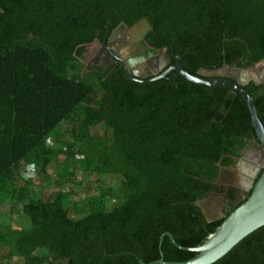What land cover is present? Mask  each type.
<instances>
[{"label":"trees","instance_id":"obj_1","mask_svg":"<svg viewBox=\"0 0 264 264\" xmlns=\"http://www.w3.org/2000/svg\"><path fill=\"white\" fill-rule=\"evenodd\" d=\"M143 19L149 46L168 47L190 75L264 62V0H0V207L19 206L29 222L18 234L0 224L8 262L148 264L163 233L194 248L222 223L195 203L255 138L242 98L175 72L140 84L80 61L107 29ZM245 91L264 128V84ZM51 168L59 182L49 195L41 185ZM93 175L121 179L82 211L73 197ZM161 254L194 256L167 237ZM214 264H264V226Z\"/></svg>","mask_w":264,"mask_h":264},{"label":"water","instance_id":"obj_2","mask_svg":"<svg viewBox=\"0 0 264 264\" xmlns=\"http://www.w3.org/2000/svg\"><path fill=\"white\" fill-rule=\"evenodd\" d=\"M139 24L142 26L141 32L133 37L126 35L124 42L122 41L123 45L136 43L139 48V51L134 52L131 57L124 60L125 64L120 63L123 75L127 80L148 84L165 78L171 72H175L189 83L210 89L230 90L237 93L244 101L249 113L251 127L255 134V138L252 140L253 145L243 150L235 170H232L233 175L239 178L234 184L241 186L240 194L243 202L237 207L234 204L226 207L232 202L231 197L226 195V205L223 204L218 211L224 218L222 223L213 233L208 234L200 245L194 248L179 246L170 233H163L159 236L158 243L160 259L148 263L214 264L244 238L264 226V128L257 117L251 96L245 91V86L249 83H253L256 86L264 84V62H258L237 74L233 73V71L235 70L234 66L239 64L238 60L234 61L231 68L223 66L213 72L200 70L196 75H190L181 68L180 60L182 57L176 56L173 52L171 53L168 47L160 49L149 47L148 43L143 39V35L145 32H149L151 28L145 19L141 20ZM118 33L107 29L105 40H108L106 46L109 48L110 53L112 51L116 54H121L119 52L121 48L114 43H110L113 38L118 36ZM109 35L111 36L108 38ZM172 59L174 63L169 67ZM135 65H142L141 67L144 70L149 69L153 76L147 79L143 78L139 69L133 68ZM195 205L204 213V201L196 202ZM207 217L206 219H208ZM206 221L209 222V220ZM164 237H167L178 250L194 253V256L183 262H165L161 254ZM104 254H106V251H104ZM136 260L138 264H146L138 257H136Z\"/></svg>","mask_w":264,"mask_h":264},{"label":"flooded vegetation","instance_id":"obj_3","mask_svg":"<svg viewBox=\"0 0 264 264\" xmlns=\"http://www.w3.org/2000/svg\"><path fill=\"white\" fill-rule=\"evenodd\" d=\"M139 23L140 22L134 24L130 28L123 27V28H117V29L113 30V31L119 32L120 35L118 33V36L113 38V40L110 43H112V44L114 43L119 48H121V49H119V52L122 55L116 54L112 51L110 53L109 48L106 46L107 45L106 43L108 42V40H105V36H104L103 40H101V41L94 40L93 42L88 44L87 46H90L93 44V57H92L91 61L89 62V64L85 67L88 69L90 66H92V67H95L97 69L102 68L103 70L104 69L112 70V69H116L117 67H119V68H121V70H123L120 63L125 64L124 60L128 57H131L134 54V52L139 51V48H138V45L136 43H133L132 45H123L122 41L124 42V38L126 35L133 37L137 33L141 32L142 26ZM148 33L149 32H145L143 35V39L145 41H146V37L148 36ZM114 34H115V32H114ZM110 36L111 35H109L108 38ZM146 43H147V41H146ZM233 63L230 65H223V66L224 67L227 66V67L231 68ZM172 64L173 63L171 60L169 67ZM238 65L234 66L235 70L233 71V73L235 72L237 74L241 70H243ZM141 66L142 65H135V67H133V68L139 69V71L141 72V76L145 79L153 76L149 69L144 70V69H142ZM218 69H221V67L215 68V70H218ZM252 140L250 141L251 143L249 144L248 147H251L253 145ZM239 158L237 159L236 163L232 167L222 168L223 172L216 176V178L212 182L213 186H212L211 190L208 192L207 196L203 200H200V202L204 201V204H205L203 207L204 213L200 210L203 217L206 216V214H207L208 217L207 216L206 217L208 219H206V217H205L204 218L205 220H209V222H213V221L218 220V219H224L223 216H221L218 211L220 210V208L223 204L226 205V201H227L226 195H229L231 197V201H232L229 203V205H226V207L231 206L233 204L235 205V207H237L240 203L243 202V200L241 199V194H240L241 186L234 184L239 180V178L237 176H234L233 171H232V170H235V167L237 165ZM235 192H236V195H235Z\"/></svg>","mask_w":264,"mask_h":264},{"label":"rangeland","instance_id":"obj_4","mask_svg":"<svg viewBox=\"0 0 264 264\" xmlns=\"http://www.w3.org/2000/svg\"><path fill=\"white\" fill-rule=\"evenodd\" d=\"M92 57H93V44L90 46H85V52H83L82 57L80 58L81 59L80 61L84 67L89 64ZM84 71H86V69H84ZM70 129H71V125H68V123L63 125V127L61 128L62 134L65 136H68V139L70 138V136H69L70 135ZM104 132H106V131L104 130V127L102 125L98 126V128H96L93 131V133L98 134V135H103ZM69 141H71V139H69ZM51 144L53 146L57 147V145L54 142H52ZM60 159H62V156H59L57 158V160H60ZM53 166H55V164H53L51 167H53ZM29 169L33 170L32 167H30ZM52 169L53 168L49 169L47 172L48 180H45L44 182H42V185H41L43 187L44 193H48L49 195L57 191L58 186H56V185H57V182H59L57 177L54 178L53 175H51ZM120 179H121L120 177H118V179H114L113 177H110L107 175H93L85 181L86 182L85 185H88V187L84 188V186H83L82 189L80 188L77 196L73 197V199H74L73 201L81 200V202H83V203L81 205H79V203H78L77 206L82 208V211H83L86 209V207L89 204L88 199L90 198V196L97 194L96 189L98 187H100V186L106 187L108 185L110 187V184H118ZM76 180H79V178H76ZM38 182L39 181H37V183ZM18 183H20V182L18 181ZM34 190L36 192V189H34ZM38 195L40 196L41 194H38ZM29 199H36V197L34 195H30ZM8 210H12L11 213H9ZM0 224L1 225H9L10 231L14 234H18V233H21V231L22 232L25 231V228L27 227L26 225H29V222L26 218H24V216H22L20 207L15 205V204H12V205H8L7 207L6 206L0 207ZM13 261L17 262V259H14ZM8 263L14 264V263L8 262V260H6V258L4 257V250L0 249V264H8Z\"/></svg>","mask_w":264,"mask_h":264}]
</instances>
